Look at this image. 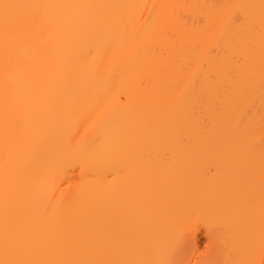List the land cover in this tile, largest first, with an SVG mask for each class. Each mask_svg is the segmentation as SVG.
I'll use <instances>...</instances> for the list:
<instances>
[{
    "label": "bare ground",
    "instance_id": "bare-ground-1",
    "mask_svg": "<svg viewBox=\"0 0 264 264\" xmlns=\"http://www.w3.org/2000/svg\"><path fill=\"white\" fill-rule=\"evenodd\" d=\"M0 264H264V0H0Z\"/></svg>",
    "mask_w": 264,
    "mask_h": 264
}]
</instances>
